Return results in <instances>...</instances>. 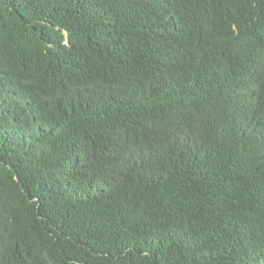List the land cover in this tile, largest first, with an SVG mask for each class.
I'll use <instances>...</instances> for the list:
<instances>
[{
    "label": "trees",
    "instance_id": "trees-1",
    "mask_svg": "<svg viewBox=\"0 0 264 264\" xmlns=\"http://www.w3.org/2000/svg\"><path fill=\"white\" fill-rule=\"evenodd\" d=\"M0 264H264V0H0Z\"/></svg>",
    "mask_w": 264,
    "mask_h": 264
}]
</instances>
